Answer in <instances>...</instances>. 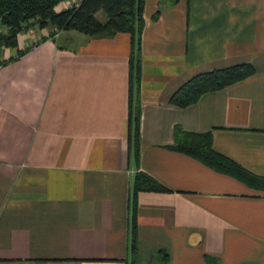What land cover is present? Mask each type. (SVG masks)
<instances>
[{"label": "crops", "instance_id": "1", "mask_svg": "<svg viewBox=\"0 0 264 264\" xmlns=\"http://www.w3.org/2000/svg\"><path fill=\"white\" fill-rule=\"evenodd\" d=\"M143 17L138 162L128 33L34 25L17 37L28 51L5 64L16 50L0 46V264H264V189L166 147L176 124L209 132L216 151L264 175V0H145ZM240 63L255 72L169 103L193 75ZM139 170L168 191L137 194L132 252Z\"/></svg>", "mask_w": 264, "mask_h": 264}, {"label": "trees", "instance_id": "2", "mask_svg": "<svg viewBox=\"0 0 264 264\" xmlns=\"http://www.w3.org/2000/svg\"><path fill=\"white\" fill-rule=\"evenodd\" d=\"M68 0H0V46L13 48L15 55L1 63L14 61L29 48L18 49V34L29 27H50L49 36L56 31H76L88 38L112 37L117 33L130 35L129 94H128V155L134 162L140 156L141 107L139 87L141 78V35L144 28L145 0H75L62 10L55 8ZM177 1V0H174ZM4 28V30L2 29ZM255 72L250 63H240L193 75L170 96L169 103L187 107L203 94L219 90L243 80ZM174 142L170 150L186 154L213 170L226 174L253 189H264V175L249 171L232 158L216 151L209 132H191L180 125L173 127ZM165 186L143 171H136L131 182L132 252H135V205L139 192H165ZM131 264H136L132 260Z\"/></svg>", "mask_w": 264, "mask_h": 264}, {"label": "rangeland", "instance_id": "3", "mask_svg": "<svg viewBox=\"0 0 264 264\" xmlns=\"http://www.w3.org/2000/svg\"><path fill=\"white\" fill-rule=\"evenodd\" d=\"M58 8V5L56 6V9ZM76 34H78L79 36H85L84 34L82 33H79V32H76ZM55 37H57V35H55ZM64 38H59V41H61V43H65L67 46H70V47H76V42L73 40V41H65L63 40Z\"/></svg>", "mask_w": 264, "mask_h": 264}, {"label": "built area", "instance_id": "4", "mask_svg": "<svg viewBox=\"0 0 264 264\" xmlns=\"http://www.w3.org/2000/svg\"><path fill=\"white\" fill-rule=\"evenodd\" d=\"M74 2H75V0H68V1H66L65 2V4H66V8H69V7H71L73 4H74ZM58 33H59V31H56V33H55V35H58Z\"/></svg>", "mask_w": 264, "mask_h": 264}]
</instances>
